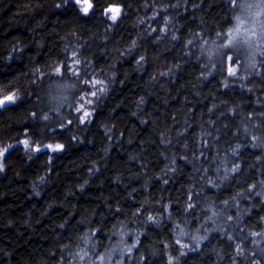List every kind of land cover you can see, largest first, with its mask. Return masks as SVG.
Here are the masks:
<instances>
[{
	"label": "trees",
	"instance_id": "1",
	"mask_svg": "<svg viewBox=\"0 0 264 264\" xmlns=\"http://www.w3.org/2000/svg\"><path fill=\"white\" fill-rule=\"evenodd\" d=\"M93 3L85 16L75 0H0V90L19 96L0 108V147L13 146L0 173V264L94 263L111 246V264H264L251 235L264 231V59L244 73L235 54L227 77L202 50L232 0ZM113 3L115 23L102 15ZM93 79L108 88L99 98L87 95ZM80 97L93 100L91 122L77 119ZM55 143L63 150L43 147Z\"/></svg>",
	"mask_w": 264,
	"mask_h": 264
},
{
	"label": "snow or ice",
	"instance_id": "2",
	"mask_svg": "<svg viewBox=\"0 0 264 264\" xmlns=\"http://www.w3.org/2000/svg\"><path fill=\"white\" fill-rule=\"evenodd\" d=\"M64 2H66V0H64ZM232 3H234V0H232ZM75 4L79 6L80 11L85 15H89L90 12H92L94 10V3L93 0H75ZM262 12H264V9H262ZM261 13H258L257 15H259ZM105 15H107L109 17L110 20L116 22L122 15V8L118 6V3H113L112 6L107 7L105 9ZM238 23L236 25V27L232 30H230L228 32L227 35V40H228V45H231L235 42H237L240 38H245L246 40L251 39L253 36H255V32H248L247 30H243L242 25H243V21L240 20L239 17L236 18ZM169 23L168 20H165V25L167 26V24ZM166 27L162 28L161 31H166ZM262 34H264V29H262ZM173 39H176L175 36H173ZM192 41H189V44H191ZM133 47H135V42H133ZM222 47H227V45H222ZM73 65L77 66L74 67L72 70L73 75L79 76V68L78 66L81 64V60L77 58V54L75 52H73ZM209 55H211V53H209ZM141 60H143V57L141 58ZM228 61L229 66L227 67V74L228 76L231 77H235L237 75V68L235 66H233L232 63V57H228ZM137 63H140V61H137ZM251 67H255V64L252 63L250 65ZM65 69H67V66H64ZM55 72L57 75H60L62 73V68L61 66H58L55 69ZM104 81L100 80V79H93V80H84V84L85 85H89L90 86V91L89 94L91 97H96L98 93L102 92L104 90L103 85H104ZM228 85L226 84L225 87H227ZM55 99V97H54ZM17 101V97L15 95V93L12 94H3V91L0 90V108H5L7 105L9 104H13ZM93 103L92 99H88L87 97H81V102L79 103V105L76 107V111L80 114L77 118L82 122V123H86L89 122V117L92 116V112L89 110V108L87 107V105H91ZM44 119H47V117H43ZM247 131V129H246ZM253 140H256L257 137L253 136L252 137ZM20 143H22L25 147V149H31V151L33 152H40L42 150L41 146L36 145V146H32L29 143L28 139H25L23 141H21ZM13 147L12 145H8L6 147H2L0 148V165L3 164L2 162V158L5 156V153H7L8 149ZM44 148H47L53 152L56 151H60L63 150L64 146L60 145V144H47L43 146ZM240 148V145H236L235 148L231 149L232 153L235 155L238 151V149ZM239 170V165L236 164L234 167H232L230 169L231 172H236ZM209 183H213L212 181H209ZM262 184H264V181L261 182ZM256 188V185L253 184L249 187L248 191L251 193L253 192V190ZM256 195H264V193L261 192H256ZM189 200H191V197H189ZM225 204H227V201H225ZM194 204L193 203H188L187 204V208H194ZM217 215L216 212H213L211 216L208 217L209 220H213V217H215ZM229 220H232L233 218L231 216L228 217ZM147 220L149 221H155L156 218L153 216H148ZM262 220H264V218H262ZM179 227V226H177ZM199 231V230H197ZM94 235V233H93ZM121 236L125 235V233L121 232L120 233ZM180 235L183 236L185 235L184 231L181 229L180 230ZM252 236H258L261 238H264V232H253L251 233ZM207 237H196L193 236L192 239L197 240V239H206ZM233 237L232 236H228V239L231 240ZM138 242V241H137ZM121 243H123V240H121ZM177 244H180L181 247H188L185 244L181 243L180 239L176 240ZM136 247V244H132L130 247H127L126 249H124V251H127L128 253H131L132 249ZM237 248V252L238 254H242L243 249L240 248L239 245L236 246ZM115 249H113L114 251ZM88 256V252L84 251L83 255H79L80 260H84L86 257ZM106 258L108 260L111 259V252H109L107 254V256L105 255H100L99 256V261L100 264H104ZM169 264H172V261L169 260Z\"/></svg>",
	"mask_w": 264,
	"mask_h": 264
},
{
	"label": "rangeland",
	"instance_id": "3",
	"mask_svg": "<svg viewBox=\"0 0 264 264\" xmlns=\"http://www.w3.org/2000/svg\"><path fill=\"white\" fill-rule=\"evenodd\" d=\"M60 3L63 4L64 0H60ZM233 5L234 11L231 16L230 22L221 31L216 32L215 35H213V38L206 40V43L202 45V50L205 55L206 61L210 65L215 66L216 60L220 62V64L222 62L223 67L226 69V74L227 67L230 63L228 61V57H232L233 66L237 68L238 63L236 59H234V55L236 54L240 58V62L242 63L241 69L243 70V72L249 73L250 65L253 63V61L257 63L258 58H262V60L264 59V34H262V29H264V12H262V9H264V0H234ZM105 9L103 10L102 15L106 19L110 20L109 17L105 15ZM258 13L261 14L257 15ZM237 17H239L240 20L243 21V30H247L248 32L254 31L255 36L248 40H246L245 38H240L237 42L228 45L227 35L230 30L236 27L238 23L236 19ZM222 45H227V47H222ZM209 53H211V55H209ZM255 76L256 79L264 81V71L259 70L255 74ZM227 77H229L228 74ZM261 193H264V191H262ZM260 196L264 201V195ZM260 240L263 242L264 238L260 237ZM135 242L136 240L134 239L131 240V242H129L128 244L124 241L123 243H121L120 241L122 245L118 243L120 245L118 246L119 250L121 252H124V249L130 247L132 244H135ZM115 248V246H111L110 251H107L105 256H107L109 252L112 253L113 249ZM97 261L92 263L90 260H86L85 264H100V261ZM112 261V258L110 260L106 258L104 264H111ZM116 262L117 263L113 262V264H120L122 260L119 259L116 260Z\"/></svg>",
	"mask_w": 264,
	"mask_h": 264
},
{
	"label": "clouds",
	"instance_id": "4",
	"mask_svg": "<svg viewBox=\"0 0 264 264\" xmlns=\"http://www.w3.org/2000/svg\"><path fill=\"white\" fill-rule=\"evenodd\" d=\"M65 3H67V0H66V2ZM112 21V20H111ZM113 23H115L114 21H112ZM142 22V21H141ZM143 56H141L140 57V60H141V58H142ZM143 59H144V57H143ZM253 63L255 64V67H256V62L255 61H253ZM110 75H112V76H114L115 74L114 73H112V74H110ZM100 80H103V79H100ZM104 82H105V80H103ZM227 84V80H225V82H224V86ZM228 85V84H227ZM103 88H104V90L102 91V92H100V93H98L97 94V98H99V96L100 95H103V94H106V92L108 91V88H107V85H106V83H104V85H103ZM15 95H16V97H17V99H19V96H18V94H16L15 93ZM87 95H90L89 93L87 94ZM64 99L65 100H67V97H64ZM80 99H81V97H80ZM76 107L74 108V112L75 113H78L76 110ZM47 117V119H44L43 117ZM42 119L43 120H45V121H47V120H49V115L47 114V113H45L43 116H42ZM78 119V118H77ZM91 119H92V116L91 117H89V122H91ZM78 121H79V123L80 124H84V123H82L79 119H78ZM72 121L71 120H69L68 121V123H71ZM29 143L31 144V141L29 140ZM55 144H60V145H63L62 143H55ZM8 145H11V144H8ZM7 145V146H8ZM47 145V144H46ZM24 146V145H23ZM64 146V145H63ZM0 148H2V147H0ZM25 148V147H24ZM26 150V149H25ZM28 151H31V149H27ZM30 159H31V157H29ZM4 168H5V165L4 164H2V165H0V173H3L4 172ZM40 179H41V181H43V179H44V177H40ZM85 183H87V181H85ZM83 187V185H81V188ZM36 195L38 196L39 195V192H36ZM83 255V254H82ZM80 259V258H79ZM172 258L171 257H169V260H171Z\"/></svg>",
	"mask_w": 264,
	"mask_h": 264
}]
</instances>
